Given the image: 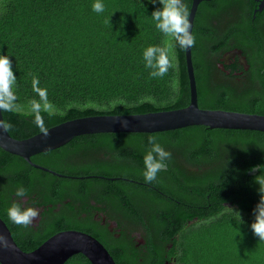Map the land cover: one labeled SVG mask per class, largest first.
Returning <instances> with one entry per match:
<instances>
[{
    "label": "trees",
    "instance_id": "obj_1",
    "mask_svg": "<svg viewBox=\"0 0 264 264\" xmlns=\"http://www.w3.org/2000/svg\"><path fill=\"white\" fill-rule=\"evenodd\" d=\"M95 2L0 0V55L12 61L18 84L14 91L23 106L20 112L1 111L12 124L7 132L14 139L40 133L29 108L30 100L39 99L29 73L39 78V87L47 89L55 105L52 116L41 113L48 129L82 117L146 114L189 104L184 49L175 47L177 66L162 79L150 78L144 65V50L168 40L151 17L163 6L151 0H102L105 11L97 14ZM183 2L189 11L191 0ZM252 3L203 0L198 5L191 60L200 109L264 115V11L253 17ZM235 49L249 64L257 62L249 77L237 75L242 70L237 61L218 67L221 57ZM150 136L171 153V160L148 184L143 158ZM31 160L65 177L35 169L0 148V218L33 240L31 248L16 242L22 251L69 229L103 241L99 221L91 212L83 218L80 211L92 200L103 202L121 224L133 221L142 227L147 252L138 256L128 249L130 232L121 231L117 251L109 249L116 264H170L172 259L178 264H264V242L251 229L260 201L255 180L264 176L263 132L190 126L156 133H95ZM255 167L257 173L249 175ZM21 185L28 190L26 206L41 210L46 220L39 227L43 231L34 235L7 215L13 202L22 204L23 198L15 196ZM171 244L180 256L161 253ZM63 264L91 263L75 254Z\"/></svg>",
    "mask_w": 264,
    "mask_h": 264
},
{
    "label": "water",
    "instance_id": "obj_2",
    "mask_svg": "<svg viewBox=\"0 0 264 264\" xmlns=\"http://www.w3.org/2000/svg\"><path fill=\"white\" fill-rule=\"evenodd\" d=\"M202 1L191 0L189 9L191 32L197 7ZM235 55H237L239 63L246 66L245 59L239 50L226 54L225 59ZM184 56L189 84V104L185 108L146 114L94 115L73 119L48 129L47 138L40 132L27 139L16 140L7 131L0 129V148L10 154L20 156L35 169L65 177L33 164L30 161V156L59 147L76 136L90 133H156L190 126H204L209 129L251 130L264 133V115L200 109L197 104L191 47L184 49ZM0 120H3L1 111ZM122 121L128 122L126 128L121 126ZM257 171L256 167L249 172V175H255ZM0 234H3L11 245L10 250H0V264H63L76 253L85 256L91 264H116L108 251L95 238L80 231L69 230L55 234L28 253L23 252L16 245L1 218Z\"/></svg>",
    "mask_w": 264,
    "mask_h": 264
},
{
    "label": "clouds",
    "instance_id": "obj_3",
    "mask_svg": "<svg viewBox=\"0 0 264 264\" xmlns=\"http://www.w3.org/2000/svg\"><path fill=\"white\" fill-rule=\"evenodd\" d=\"M152 3H159L163 7L152 12V20L155 28L168 38L164 46H149L143 52V60L145 68L150 69V78H163L168 74L170 69L175 68L176 55L175 47L180 49H188L195 44V36L190 31L191 24L189 22V11L183 0H151ZM92 11L97 14L105 11L102 0H96L92 5ZM106 24L109 19L105 20ZM32 77L31 86L34 93L39 99L29 101V108L34 115V124L45 138L49 135V130L44 124L41 113H47L52 116L55 113V105L49 100L47 89L39 87V78L29 73ZM17 77L12 69V61L7 55H0V111L2 112H20L22 105L17 103L18 97L14 91L17 87ZM122 127H127L128 122L122 121ZM12 124L4 120H0V129L9 131ZM149 147L143 158L144 171L143 177L146 183L151 184L158 178V173L165 168L167 162L171 160V153L159 143L156 137L150 136L148 139ZM256 183L259 184L260 201L253 210L255 217L251 224L253 234L264 242V176L256 177ZM28 190L22 185L17 187L15 196L17 198H25ZM239 216L238 212H234ZM9 220L22 228H29L39 218L40 212L32 207H22L21 203L13 202L7 210ZM11 245L7 238L0 234V250H10Z\"/></svg>",
    "mask_w": 264,
    "mask_h": 264
},
{
    "label": "flooded vegetation",
    "instance_id": "obj_4",
    "mask_svg": "<svg viewBox=\"0 0 264 264\" xmlns=\"http://www.w3.org/2000/svg\"><path fill=\"white\" fill-rule=\"evenodd\" d=\"M252 2H253L252 3L253 4V17H255L256 13H261L264 11V0H252ZM235 50H238V49H235ZM232 51H234V50H232ZM232 51H228L227 53H225L221 57L220 62L218 63V67L220 69H223L224 66H228V67L232 66L237 61L239 68L241 67L242 70L244 71V72L242 70L240 71V69H239V72L237 73V75H239L240 77H249V75L252 73V69L257 64V62L256 63L252 62L251 64H249L247 57L243 56L242 52H241V56L245 59L246 66H243L239 63V59H238L237 55L230 56L227 59H225V55L228 53H231ZM239 51H241V50H239ZM253 63H254V65H253ZM258 66L262 67L261 64H258ZM235 74H236V72H235ZM98 187H99V185H97V190L99 191ZM26 202H28L27 198H23L22 204H21L22 207H29V206H26V204H25ZM30 205L33 208V205L32 204H30ZM189 206L192 208L198 207L197 204H190V203H189ZM105 207H107V206L103 202L102 203H100V202L96 203L95 201L90 200L89 204H85L82 207L80 206L81 209L79 208L80 211L82 212L83 218L88 213L91 212L93 214V220H95L96 222L99 221V227L98 228H99L100 232L101 231L105 232L103 234L106 237L101 242L99 240H97V241L108 251V253H110L109 249H112L113 247H115L116 249L112 250V252H116L117 247L115 244L117 241H119V234L121 233V231L130 232V234L127 235V237H126L128 249L133 248L135 251L138 252V256L144 255L147 252V249H146L145 241L143 239V232L141 230H139V229H142V227L140 225L135 224L133 221L131 223L121 224L119 222V220L116 218V215H115V217L109 216ZM35 209H38V208H35ZM39 212H41V210H39ZM45 221H46L45 219H43L41 216H39V218L34 222V224L28 228L30 230V232L32 233V235H34L35 233H40L41 231H43L39 227L41 225H43L45 223ZM193 221H195V220H193ZM3 222H5V221L3 220ZM192 224H193L192 222H188V225H192ZM124 226H125V229H124ZM7 228L11 232L13 239L16 242H18L21 246H23L24 248H31L32 247L33 240L26 239L25 234L21 233V231L19 229H18V232H14L9 227H7ZM69 230H73V229H69ZM132 244H133V246H132ZM176 248L177 247L174 244H171V245H168L161 253L164 255L176 254V256H180L181 255L180 250H178ZM31 250H33V249H29L28 252ZM78 254H80V253H78ZM166 264H169V263H166ZM170 264H178V263L176 262L175 259H172Z\"/></svg>",
    "mask_w": 264,
    "mask_h": 264
},
{
    "label": "bare ground",
    "instance_id": "obj_5",
    "mask_svg": "<svg viewBox=\"0 0 264 264\" xmlns=\"http://www.w3.org/2000/svg\"><path fill=\"white\" fill-rule=\"evenodd\" d=\"M197 9H198V7H197ZM196 12H197V10H196ZM195 15H196V13H195ZM57 126V125H56ZM55 127V126H54ZM53 128V127H52ZM50 129V128H49ZM101 133H108V132H101ZM9 134V133H8ZM90 134H95V133H90ZM83 135H87V134H83ZM79 136H81V135H79ZM77 137V136H76ZM13 138V137H12ZM75 138V137H74ZM14 139V138H13ZM73 139V138H72ZM71 139V140H72ZM17 140V139H16ZM70 140V141H71ZM70 141H68V142H70ZM68 142H66V143H68ZM66 143H64V144H62V145H60L59 147H62L63 145H65ZM59 147H56V148H54V149H57V148H59ZM51 150H53V149H51ZM48 151H50V150H48ZM44 152H47V151H44ZM42 153V152H41ZM37 154H39V153H37ZM37 154H35V155H37ZM32 156H34V155H32ZM32 156H30V161L32 162V160H31V157ZM33 163V162H32ZM34 164V163H33ZM37 165V164H36ZM39 166V165H38ZM41 167H43V166H41ZM43 168H45V167H43ZM46 169H48V168H46ZM49 171H52V172H54L53 170H50V169H48ZM2 220V219H1ZM3 221V220H2ZM5 223V222H4ZM7 226V225H6ZM8 227V226H7ZM67 231H69V230H67ZM76 231V230H75ZM62 232H64V231H62ZM11 233V232H10ZM60 233V232H59ZM84 233V232H83ZM58 234V233H57ZM86 234V233H85ZM12 236V235H11ZM13 238V237H12ZM94 238V237H93ZM96 239V238H95ZM14 240V239H13ZM14 242L16 243V241L14 240ZM17 245V244H16ZM18 246V245H17ZM19 247V246H18ZM21 249V248H20ZM23 252H25V251H23ZM26 253H28V252H26ZM76 254H78V253H76ZM73 255H75V254H73ZM72 255V256H73ZM112 257V256H111Z\"/></svg>",
    "mask_w": 264,
    "mask_h": 264
},
{
    "label": "rangeland",
    "instance_id": "obj_6",
    "mask_svg": "<svg viewBox=\"0 0 264 264\" xmlns=\"http://www.w3.org/2000/svg\"><path fill=\"white\" fill-rule=\"evenodd\" d=\"M83 118V117H82ZM78 119V118H77ZM73 120V119H72ZM68 121H70V120H68ZM66 122V121H65ZM256 168V167H255ZM258 168V167H257Z\"/></svg>",
    "mask_w": 264,
    "mask_h": 264
}]
</instances>
